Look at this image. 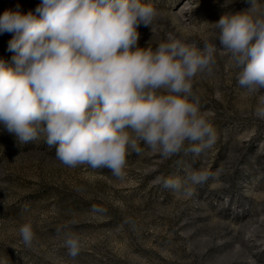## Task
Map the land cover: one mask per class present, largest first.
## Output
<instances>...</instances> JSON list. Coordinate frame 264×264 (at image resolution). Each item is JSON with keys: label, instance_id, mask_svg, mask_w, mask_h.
Instances as JSON below:
<instances>
[{"label": "rangeland", "instance_id": "374dc122", "mask_svg": "<svg viewBox=\"0 0 264 264\" xmlns=\"http://www.w3.org/2000/svg\"><path fill=\"white\" fill-rule=\"evenodd\" d=\"M145 2L157 17L152 32L138 27V46L153 48L169 35L219 48L214 23L249 7L248 0ZM39 3L0 0V14L17 6L34 11ZM11 38L0 34V58L9 63ZM216 61L212 75L193 80L201 111L212 114L215 144L200 155L182 150L162 159L141 143L127 156L124 180L106 168H67L43 137L22 144L0 124V264H264V120L255 117L257 100L239 87L229 57L218 51ZM192 169L215 175L192 185ZM161 175L180 178L193 194L156 184ZM93 205L106 211L93 212ZM25 222L35 234L31 247L18 233ZM67 230L81 239L75 258L62 246Z\"/></svg>", "mask_w": 264, "mask_h": 264}, {"label": "clouds", "instance_id": "9594fccd", "mask_svg": "<svg viewBox=\"0 0 264 264\" xmlns=\"http://www.w3.org/2000/svg\"><path fill=\"white\" fill-rule=\"evenodd\" d=\"M248 2L214 23L219 48L171 35L154 48L138 46V27L152 32L157 17L145 0H40L34 11L5 9L0 34H12V56L11 63L0 58V124L22 144L43 137L67 168H106L118 180L141 143L162 159L182 150L200 155L217 132L212 114L201 111L193 80L212 75L218 51L238 70L239 87L257 100L254 115L264 120V4ZM214 175L192 169L187 180L203 185ZM155 183L193 194L178 177L157 176ZM92 211L106 209L93 205ZM18 233L31 247V222ZM62 246L71 258L82 250L71 230L63 232Z\"/></svg>", "mask_w": 264, "mask_h": 264}]
</instances>
